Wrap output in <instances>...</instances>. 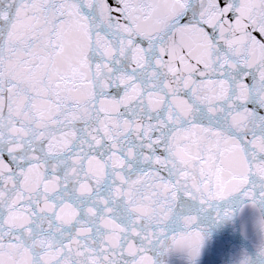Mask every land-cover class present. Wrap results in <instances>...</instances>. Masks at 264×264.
Returning a JSON list of instances; mask_svg holds the SVG:
<instances>
[{
	"label": "snow or ice",
	"instance_id": "snow-or-ice-1",
	"mask_svg": "<svg viewBox=\"0 0 264 264\" xmlns=\"http://www.w3.org/2000/svg\"><path fill=\"white\" fill-rule=\"evenodd\" d=\"M237 197L264 230V0H0V264L195 260Z\"/></svg>",
	"mask_w": 264,
	"mask_h": 264
},
{
	"label": "water",
	"instance_id": "water-1",
	"mask_svg": "<svg viewBox=\"0 0 264 264\" xmlns=\"http://www.w3.org/2000/svg\"><path fill=\"white\" fill-rule=\"evenodd\" d=\"M231 207L237 216L229 220H216L215 213L201 218L200 224L205 229V242L199 256L193 260L184 251H174L162 257L164 264H241L245 255L256 258L260 246L264 245V230L253 220L257 210L237 197ZM248 223L245 230L239 217Z\"/></svg>",
	"mask_w": 264,
	"mask_h": 264
},
{
	"label": "clouds",
	"instance_id": "clouds-1",
	"mask_svg": "<svg viewBox=\"0 0 264 264\" xmlns=\"http://www.w3.org/2000/svg\"><path fill=\"white\" fill-rule=\"evenodd\" d=\"M256 258L264 259V255H262L260 252L256 254ZM254 258V259H256Z\"/></svg>",
	"mask_w": 264,
	"mask_h": 264
}]
</instances>
